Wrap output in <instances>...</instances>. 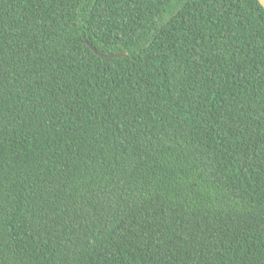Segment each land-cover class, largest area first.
I'll return each mask as SVG.
<instances>
[{
	"label": "trees",
	"instance_id": "obj_1",
	"mask_svg": "<svg viewBox=\"0 0 264 264\" xmlns=\"http://www.w3.org/2000/svg\"><path fill=\"white\" fill-rule=\"evenodd\" d=\"M0 264H264L259 0H0Z\"/></svg>",
	"mask_w": 264,
	"mask_h": 264
},
{
	"label": "water",
	"instance_id": "obj_2",
	"mask_svg": "<svg viewBox=\"0 0 264 264\" xmlns=\"http://www.w3.org/2000/svg\"><path fill=\"white\" fill-rule=\"evenodd\" d=\"M260 4L264 7V0H259ZM87 44L100 56L102 57H121V56H125L128 53L127 52H120V53H115V54H105L103 52H101L100 50H98L95 46H93V44L90 41H87Z\"/></svg>",
	"mask_w": 264,
	"mask_h": 264
}]
</instances>
